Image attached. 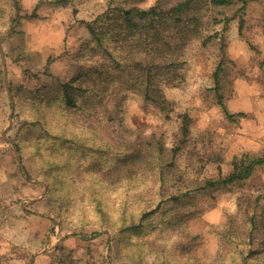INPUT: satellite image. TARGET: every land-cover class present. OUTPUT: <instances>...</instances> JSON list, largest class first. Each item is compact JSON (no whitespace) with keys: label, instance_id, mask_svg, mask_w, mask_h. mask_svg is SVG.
<instances>
[{"label":"rangeland","instance_id":"rangeland-1","mask_svg":"<svg viewBox=\"0 0 264 264\" xmlns=\"http://www.w3.org/2000/svg\"><path fill=\"white\" fill-rule=\"evenodd\" d=\"M18 1L21 13L33 16L21 20L16 28L19 33H9L15 13L13 0H0V44L7 77L5 82L0 58V264H129L126 256H136V248L146 262L160 257L164 264H219L217 254L223 248V232L229 222L240 221L238 198L259 196L264 205V166L256 168L245 181L212 192L194 190L177 207L168 204L174 210L165 216L159 214L139 230L123 234L109 225L98 227L90 222L73 228L63 213L56 210L55 214L46 196L47 184L28 151L22 152L20 162L29 176L22 172L11 144L16 145L10 139L17 137L11 90L27 96L28 88L35 83L34 73L40 77L39 82L54 89L53 78L43 73L48 55L54 56L50 72L62 81L69 80L80 67L75 55L90 39L82 20L90 21L102 12L106 0H72L68 4L56 0ZM120 1L147 8L157 0ZM238 7H209L203 13L201 32L186 42L180 56L183 64L178 80L172 86H163L164 95L172 103L168 119L136 91L125 90L118 95L122 120L133 132L132 139L137 133H153L170 147L179 116H190V139L187 147L177 152L173 168V173L189 186L216 177L218 164L223 174L227 173L235 154H264V0L248 1L244 12ZM240 18L244 22L239 30ZM215 33L216 37L203 44ZM220 36L225 44L221 92L228 111L245 113L235 122L224 116L211 91L213 71L222 57ZM23 111L35 114L30 104ZM99 112V124H105L102 110ZM100 133L113 143L118 135L107 133L105 128ZM192 147L202 155H211L206 156L211 162L202 166L201 160H190L187 150ZM157 184L155 179L141 183L138 190L143 187V204L159 195ZM76 190L84 194L82 187ZM116 195L111 196L113 202L117 201ZM93 231L98 234L92 236Z\"/></svg>","mask_w":264,"mask_h":264},{"label":"trees","instance_id":"trees-1","mask_svg":"<svg viewBox=\"0 0 264 264\" xmlns=\"http://www.w3.org/2000/svg\"><path fill=\"white\" fill-rule=\"evenodd\" d=\"M71 1L56 0V3ZM248 1L251 0H157L141 8L120 0H106L102 12L90 21L82 20L90 39L75 55L80 67L69 80L62 81L50 72L54 56L48 55L43 73L53 78L54 89L39 82L40 77L34 73L35 83L28 88L27 96L11 90L13 117L18 125L17 137L10 139L21 161L23 151L34 156L55 214L56 210L63 213L73 228L90 222L98 227L109 225L123 234L139 230L159 214L165 216L174 210L168 204L177 207L194 190L212 192L245 181L256 168L264 166V154L241 152L231 157L227 173L223 174L218 164L216 177L189 186L173 173V168L177 152L186 148L190 139V116L187 113L179 116L170 147L153 133H137L132 139L133 132L123 123L118 97L121 91H136L168 119L172 103L164 95L163 86H172L178 80L183 64L180 56L186 42L201 32L203 13L209 7L235 4L244 12ZM13 6L15 13L8 32L19 33L16 28L21 20L33 15L22 14L18 0H13ZM243 22L240 18L239 30ZM213 37L216 33L206 37L203 44ZM218 38L222 57L213 71L211 91L224 116L235 122L245 113L230 112L225 104L220 83L225 44L223 37ZM28 104L35 114L24 113ZM99 110L105 119L102 125ZM104 128L107 133H118L117 142H108L101 135ZM187 151L189 159L201 160L202 166L211 162L206 158L211 157L209 154L202 155L193 147ZM154 157L159 159L152 160ZM153 179L160 193L143 204L140 194L143 187L138 190L139 186ZM74 186L82 187L84 194L77 193ZM115 192L117 201L113 202L111 196ZM244 197L237 201L240 221L229 222L223 232V248L217 254L219 264H264V205L259 196ZM97 234L98 231L91 232L92 236ZM135 251L136 256H126V263L164 264L160 257L146 262L139 249Z\"/></svg>","mask_w":264,"mask_h":264},{"label":"water","instance_id":"water-1","mask_svg":"<svg viewBox=\"0 0 264 264\" xmlns=\"http://www.w3.org/2000/svg\"><path fill=\"white\" fill-rule=\"evenodd\" d=\"M0 58H1V63H2V67H3L4 79H5V82H6L7 77H6L5 57H4V53H3V50H2L1 44H0ZM6 89H7V92L9 93V88H8L7 84H6ZM2 135L3 136L5 135V131L2 132ZM7 141H8V139H7ZM11 145H12V148H13L15 159H16L18 165L20 166L22 172L25 174V170L23 169V167L21 165V162H20V159L18 157L17 148L13 144H11Z\"/></svg>","mask_w":264,"mask_h":264}]
</instances>
